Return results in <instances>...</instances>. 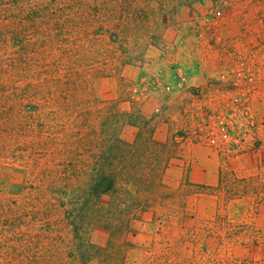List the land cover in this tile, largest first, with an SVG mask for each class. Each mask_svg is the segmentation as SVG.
I'll list each match as a JSON object with an SVG mask.
<instances>
[{"label": "rangeland", "instance_id": "1", "mask_svg": "<svg viewBox=\"0 0 264 264\" xmlns=\"http://www.w3.org/2000/svg\"><path fill=\"white\" fill-rule=\"evenodd\" d=\"M0 264H264V0H0Z\"/></svg>", "mask_w": 264, "mask_h": 264}, {"label": "crops", "instance_id": "2", "mask_svg": "<svg viewBox=\"0 0 264 264\" xmlns=\"http://www.w3.org/2000/svg\"><path fill=\"white\" fill-rule=\"evenodd\" d=\"M158 53H159V52H153V51L151 52V51H148L147 57H148V58H152V57L155 56V55L158 56ZM157 96H158L157 93H156V94H150V95H149V99H151V98H152L151 100H153V98L156 99ZM149 99H148V100H149ZM148 100H147V101H148ZM151 100H150V101H151ZM150 101H149V102H150Z\"/></svg>", "mask_w": 264, "mask_h": 264}]
</instances>
